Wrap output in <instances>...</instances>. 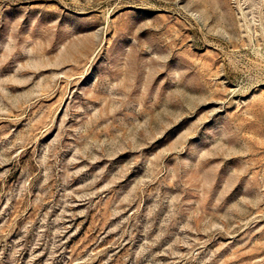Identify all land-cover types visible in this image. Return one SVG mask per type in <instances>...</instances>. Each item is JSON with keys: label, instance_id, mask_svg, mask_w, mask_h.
I'll return each mask as SVG.
<instances>
[{"label": "rangeland", "instance_id": "374dc122", "mask_svg": "<svg viewBox=\"0 0 264 264\" xmlns=\"http://www.w3.org/2000/svg\"><path fill=\"white\" fill-rule=\"evenodd\" d=\"M0 264H264V0H0Z\"/></svg>", "mask_w": 264, "mask_h": 264}]
</instances>
